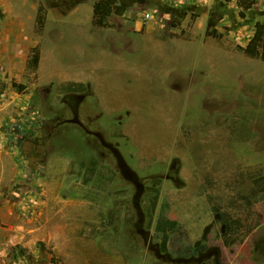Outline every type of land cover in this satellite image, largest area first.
Returning <instances> with one entry per match:
<instances>
[{"label": "rangeland", "instance_id": "obj_1", "mask_svg": "<svg viewBox=\"0 0 264 264\" xmlns=\"http://www.w3.org/2000/svg\"><path fill=\"white\" fill-rule=\"evenodd\" d=\"M97 1L12 4L41 55L25 74L38 130L20 139L30 166L14 197L35 205L18 211L12 249L48 262L40 230L54 219L91 264H264V60L244 52L264 0H116L104 27Z\"/></svg>", "mask_w": 264, "mask_h": 264}, {"label": "crops", "instance_id": "obj_2", "mask_svg": "<svg viewBox=\"0 0 264 264\" xmlns=\"http://www.w3.org/2000/svg\"><path fill=\"white\" fill-rule=\"evenodd\" d=\"M14 1L19 3L24 0H0V84L5 85L4 88H0V264H6L9 258H13L15 264L18 261L22 262L16 250L12 249L19 243H24L17 236L20 229L16 227V222L20 218L18 211L20 209L29 211L28 205H35L31 200V194L27 198L14 199L19 195L16 191L17 181L26 175V169L30 166L27 161L21 164L26 158L21 151L23 144L20 139L36 138L35 131L38 127L28 123L33 121L40 101L35 88L32 92L31 88L27 87L24 94H19L12 86L13 82L27 85L25 74L31 50L34 48L32 42L27 43L24 40L22 32L25 22L22 12L12 8ZM70 81L67 83L80 84ZM72 94L77 95L75 92ZM18 115L23 119L18 121L16 119ZM38 126L42 127V125ZM37 145L44 146L39 141ZM18 159L20 161H17ZM40 231L42 237L48 243H52L55 249L54 255L45 264H91L90 259L94 254L79 247L83 240L66 238L67 235L64 234L65 231L67 232L66 224L57 222L54 225V219L49 221L46 219ZM73 242H75L74 247ZM20 255H23L22 252ZM22 259L24 261L21 264H41V260H27L23 256Z\"/></svg>", "mask_w": 264, "mask_h": 264}, {"label": "trees", "instance_id": "obj_3", "mask_svg": "<svg viewBox=\"0 0 264 264\" xmlns=\"http://www.w3.org/2000/svg\"><path fill=\"white\" fill-rule=\"evenodd\" d=\"M240 5H253L255 4V0H236ZM116 4V0H98L93 7V18L94 24L100 27H104L106 25L107 19L113 14L114 5ZM41 11V9H40ZM46 15L40 12L37 16V31L41 34L45 27ZM221 20L217 14L213 13L208 20V28L207 35L213 37L215 39L221 38L223 35L219 33L217 30V25ZM262 49L261 58L264 60V24H259L256 27L255 34L253 38L250 40L248 45L244 48L245 54L250 57H256L258 55V51ZM40 50L38 47H34L30 53V59L28 62V69L36 70L39 67L40 63ZM13 88L19 94H24L27 87L26 85L19 84L17 82H13ZM4 84H0V88H4ZM166 225L174 226L175 222H170L165 220ZM158 223V222H157ZM232 223V222H231ZM230 225H225L224 234L230 231ZM158 228V227H157Z\"/></svg>", "mask_w": 264, "mask_h": 264}, {"label": "flooded vegetation", "instance_id": "obj_4", "mask_svg": "<svg viewBox=\"0 0 264 264\" xmlns=\"http://www.w3.org/2000/svg\"><path fill=\"white\" fill-rule=\"evenodd\" d=\"M66 102L70 104V106L73 108V110H76L79 106V98L76 96H68L66 98ZM36 140V138L34 139ZM24 142H31L32 140H29V138L23 139Z\"/></svg>", "mask_w": 264, "mask_h": 264}, {"label": "built area", "instance_id": "obj_5", "mask_svg": "<svg viewBox=\"0 0 264 264\" xmlns=\"http://www.w3.org/2000/svg\"><path fill=\"white\" fill-rule=\"evenodd\" d=\"M143 19H144V21L150 22V21H152L154 18H153V16H151V14L147 13V14H145V15L143 16Z\"/></svg>", "mask_w": 264, "mask_h": 264}]
</instances>
